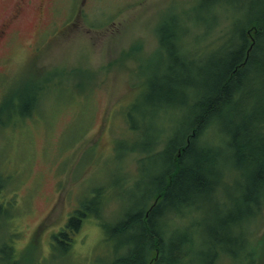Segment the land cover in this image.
<instances>
[{
    "label": "rangeland",
    "instance_id": "1",
    "mask_svg": "<svg viewBox=\"0 0 264 264\" xmlns=\"http://www.w3.org/2000/svg\"><path fill=\"white\" fill-rule=\"evenodd\" d=\"M196 1L0 0V22L21 3L0 38V264L110 263L116 241L97 218L81 224L67 253L51 252V235L100 188L106 222L135 205L117 183L131 193L139 162L150 167L147 157L165 145L130 151L144 138L128 129L125 108L155 72L157 28L165 17L184 18ZM208 33L186 51L207 57L226 42L211 49ZM240 176L232 171L215 198L185 218L194 242L242 198ZM237 210L238 221L251 216L240 231L253 253L218 264H264V195L259 211L241 203Z\"/></svg>",
    "mask_w": 264,
    "mask_h": 264
},
{
    "label": "trees",
    "instance_id": "2",
    "mask_svg": "<svg viewBox=\"0 0 264 264\" xmlns=\"http://www.w3.org/2000/svg\"><path fill=\"white\" fill-rule=\"evenodd\" d=\"M184 16L165 17L157 28L155 72L125 108L128 129L144 138L130 151L151 153L161 140L165 145L147 157L150 167L139 162L131 193L118 181L135 205L106 222L102 189L94 191L51 235V252L67 253L81 224L93 217L106 239L115 238L109 264H218L253 253L240 231L251 216L238 221L237 208L254 204L259 211L264 195V0H197ZM206 32L211 49L226 42L207 57L187 52ZM232 171L241 172L242 198L194 242L185 218L211 202Z\"/></svg>",
    "mask_w": 264,
    "mask_h": 264
},
{
    "label": "flooded vegetation",
    "instance_id": "3",
    "mask_svg": "<svg viewBox=\"0 0 264 264\" xmlns=\"http://www.w3.org/2000/svg\"><path fill=\"white\" fill-rule=\"evenodd\" d=\"M20 1L23 2V0H20ZM20 4L21 3H18L17 4V7L14 8L13 13L10 15V17L8 18V20H5L4 22L3 21L0 22V38L4 35L5 28L10 23V21H15L16 18L18 17L19 12H20Z\"/></svg>",
    "mask_w": 264,
    "mask_h": 264
}]
</instances>
